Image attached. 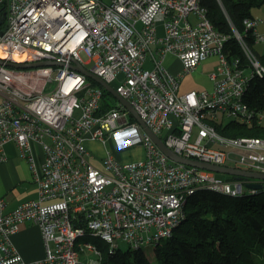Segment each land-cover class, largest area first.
I'll return each instance as SVG.
<instances>
[{
	"label": "built area",
	"instance_id": "obj_1",
	"mask_svg": "<svg viewBox=\"0 0 264 264\" xmlns=\"http://www.w3.org/2000/svg\"><path fill=\"white\" fill-rule=\"evenodd\" d=\"M1 20L0 163L6 144L15 143L38 196L11 210L0 198V264H99L102 252L89 237L110 248L120 240L133 248L156 244L173 236L198 191L239 196L257 191L246 182L264 186L176 160L146 129L184 158L264 173V137L227 136L215 125L264 124V109L245 100L250 81L264 77V62L238 31L245 58L228 57V36L214 28L200 0H0ZM245 22L264 39L258 19ZM168 52L181 60V72L163 64ZM212 56V88L181 92L182 77ZM78 67L106 80L145 125ZM91 140L110 141L118 151L140 145L145 155L122 162L108 151L97 161ZM34 143L43 150L40 162ZM28 221L44 241L45 255L36 261L12 245ZM86 253L99 259L83 260Z\"/></svg>",
	"mask_w": 264,
	"mask_h": 264
},
{
	"label": "trees",
	"instance_id": "obj_2",
	"mask_svg": "<svg viewBox=\"0 0 264 264\" xmlns=\"http://www.w3.org/2000/svg\"><path fill=\"white\" fill-rule=\"evenodd\" d=\"M200 4L214 28L228 36L224 48L228 57L245 58L235 31L252 47L255 33L247 29L245 20L255 18L253 11L264 5V0H200ZM259 57L264 62V55ZM245 100L264 109V77L250 81ZM215 125L224 135L264 137V124L231 119ZM88 239L102 252L99 264H153L143 247L110 248L100 238ZM154 254L156 264H264V186L239 196L212 190L191 195L185 204V218L173 236L154 244Z\"/></svg>",
	"mask_w": 264,
	"mask_h": 264
},
{
	"label": "crops",
	"instance_id": "obj_3",
	"mask_svg": "<svg viewBox=\"0 0 264 264\" xmlns=\"http://www.w3.org/2000/svg\"><path fill=\"white\" fill-rule=\"evenodd\" d=\"M253 13L255 18L258 19V23L255 26L256 32L264 34V5L255 8ZM162 29L164 32V27ZM252 48L258 56L264 55V39H259L255 35ZM216 62H218L216 57H209L201 65L199 64L194 71L185 74L181 79L180 91L186 92L192 89L207 88L203 87L198 79L197 81L195 80L196 74L208 64L214 68ZM167 68L177 74L183 69L182 62L176 56L172 59L171 66ZM5 148L7 159L0 163V198L5 199L7 210H11L24 200L36 198L38 196V187L33 180L30 164L22 156L21 149L13 142L7 143ZM38 148L37 160L40 162L43 158V150L40 146ZM12 245L27 261H36L42 259L45 255L41 230L38 225L29 221L21 224L19 230L12 235Z\"/></svg>",
	"mask_w": 264,
	"mask_h": 264
},
{
	"label": "rangeland",
	"instance_id": "obj_4",
	"mask_svg": "<svg viewBox=\"0 0 264 264\" xmlns=\"http://www.w3.org/2000/svg\"><path fill=\"white\" fill-rule=\"evenodd\" d=\"M190 19L193 22H196L197 21V17H196V15L194 16V14H191ZM158 25H159L158 33H159V35H162L163 34V29H162L163 25H162V22H159ZM173 56L176 57L174 55V53H172V52L166 53V55H165V57L163 59V64L166 67H170L171 66L172 59L174 58ZM150 63L151 62L148 61L146 63V65H147L146 67H148V68L151 67V64ZM216 66H217V62L215 63L214 68L210 64H208V66H205L204 69L201 68L200 69V72L198 74H196L195 80L197 81V79H198L200 81V84L203 87L211 88L212 85H213V82L210 79L209 75L214 70H216ZM116 84H117V82L115 81L113 83V86H115ZM227 136H229V135H227ZM230 136H233V135H230ZM242 136H253V135H242ZM236 137H239V136H236ZM87 145L89 146L91 152L93 153V155L95 156V158H96L97 161H102V158L101 157H103L105 155V153L108 152V151L114 153L122 162L139 160V159L143 158L144 155H145L144 147L143 146H140V145L132 146L130 148H127V149H124V150H120V151L115 150L114 143H111L110 141L107 142V145L106 146H104L103 143L101 141H99V140L87 141ZM34 151L35 152H38L39 151L38 145L35 144V143H34ZM229 164H233V162H230ZM215 175L216 176H219L221 178H224V179L225 178H228L230 176V174L224 173V172H216ZM32 177H33V172H32ZM251 198H253V196H251ZM254 198L256 199L257 196L254 197ZM129 246L130 245H129L128 242L122 241V240L119 241V247L120 248H122V249H128ZM143 250H145V252L151 258V261L153 262V264H156V257H155V254H154V244L153 243H150V242L144 243ZM86 254H84L82 256V259L83 260H87L90 257L99 259V256L98 255H95V254H92V253H89L87 255Z\"/></svg>",
	"mask_w": 264,
	"mask_h": 264
},
{
	"label": "water",
	"instance_id": "obj_5",
	"mask_svg": "<svg viewBox=\"0 0 264 264\" xmlns=\"http://www.w3.org/2000/svg\"><path fill=\"white\" fill-rule=\"evenodd\" d=\"M42 64H45L42 63ZM17 66L20 67H25L27 65L25 64H16ZM38 65V64H36ZM81 71L87 73L89 76H91L92 78H94L95 80H97L98 82H100L105 88H107V90H109L110 92H112L117 98L121 99L124 104L126 106L129 107V109L135 114V116L137 117V119L143 124L145 125V123L140 119V117L135 113L133 107L131 106V104L128 102L127 99L123 98L117 91H115V89L106 81L104 80L101 76L94 74L88 70H85L82 67H78ZM146 129L148 130V132L152 135L153 139L160 145V147L168 154L170 155L172 158L176 159V160H180L186 163H191V164H196L200 167H204V168H208L211 170H214L216 172H224V173H228L230 175H233L236 179L239 180H243L244 177H250L253 179H259V180H264V173L263 172H256V171H249V170H244L241 168H237L234 166H225V165H219V164H212L209 162H204V161H199V160H192V159H188V158H184L180 155H178L176 152H174L172 149H170L168 146H166V144L159 138V136H157L156 134H154L148 127H146ZM246 187L250 188V189H260L263 187V183L262 181H251V182H246L245 183Z\"/></svg>",
	"mask_w": 264,
	"mask_h": 264
},
{
	"label": "flooded vegetation",
	"instance_id": "obj_6",
	"mask_svg": "<svg viewBox=\"0 0 264 264\" xmlns=\"http://www.w3.org/2000/svg\"><path fill=\"white\" fill-rule=\"evenodd\" d=\"M4 24H5V21L4 20H1L0 21V27L4 26Z\"/></svg>",
	"mask_w": 264,
	"mask_h": 264
},
{
	"label": "bare ground",
	"instance_id": "obj_7",
	"mask_svg": "<svg viewBox=\"0 0 264 264\" xmlns=\"http://www.w3.org/2000/svg\"><path fill=\"white\" fill-rule=\"evenodd\" d=\"M0 54H3V51L0 49ZM5 54V53H4ZM14 56L17 58L18 55L17 54H14Z\"/></svg>",
	"mask_w": 264,
	"mask_h": 264
}]
</instances>
